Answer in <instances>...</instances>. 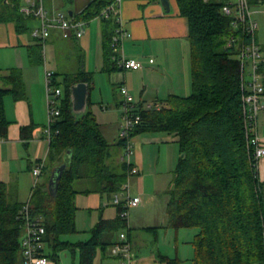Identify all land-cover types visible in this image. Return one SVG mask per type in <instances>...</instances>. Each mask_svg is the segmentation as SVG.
<instances>
[{
    "label": "trees",
    "instance_id": "16d2710c",
    "mask_svg": "<svg viewBox=\"0 0 264 264\" xmlns=\"http://www.w3.org/2000/svg\"><path fill=\"white\" fill-rule=\"evenodd\" d=\"M114 1L92 0L83 12L73 16L91 22ZM176 1L180 15L189 21L192 92L189 96L172 95L160 108L134 106L140 121L120 145L126 147L128 140L143 133H163L177 139L180 156L167 192L168 226L177 230L197 229L192 241L194 264H264V183L255 178L249 160L240 60L243 41L229 46L230 38L241 37V32L233 26V18L222 12L225 0ZM22 2L0 0V22H14L18 32L28 31V23L34 19L22 14ZM115 27L112 17L103 19L108 72L120 69L113 59ZM36 40L29 49L32 64L44 62L45 43ZM22 76L19 68L10 69L4 79L10 88L0 89V140L7 137L10 124L6 96L24 98ZM56 76L59 75H53V82L62 89L61 114L54 126L58 133H54L50 143L49 160L55 167L63 163H68V167L55 197L48 185L34 189L33 213L44 219V241L49 248L45 257L57 263L60 252L70 249L73 264H94L98 251L104 253L111 245L109 237L127 225L119 216L122 207L117 206L116 218L101 219L88 241L72 243L63 239L77 232L78 191L74 184L90 179L101 194H122L132 168L125 159L122 170L114 171L109 162L113 145L101 133L93 113L88 110L78 117L73 111L71 88L84 82L90 90L94 75L82 65L76 74L60 75L61 81ZM23 205L11 195L6 184L0 183V264H23L19 218ZM173 263L178 261H169Z\"/></svg>",
    "mask_w": 264,
    "mask_h": 264
},
{
    "label": "crops",
    "instance_id": "0c3cea01",
    "mask_svg": "<svg viewBox=\"0 0 264 264\" xmlns=\"http://www.w3.org/2000/svg\"><path fill=\"white\" fill-rule=\"evenodd\" d=\"M43 1L51 13L63 12L70 15L72 12V16H76L92 0ZM169 2L168 13L161 0H123L124 26L130 33V37L125 39L124 50L127 58L143 63L140 70L106 71L102 19L89 22L82 38L72 36L65 39L61 31L53 30L45 42L44 62L40 64H32L29 57L30 47L38 42L33 31L39 26V21L32 19L26 32H18L14 22H0V89L10 88L4 79L13 68L22 71L25 87L24 98L16 100L12 95L5 98L6 116L10 124L7 137L0 140V183L6 184L11 195L19 202L25 204L28 197V201H31L34 193L32 171L37 163H44L38 186L49 187L55 168L49 160L50 143L44 136L47 122L44 72L59 75L55 78L61 81L62 75L76 74L83 65L86 72L94 75L86 112L90 110L93 113L101 133L113 145L109 162L116 172L122 170V163L128 159L126 147L120 145L124 114L121 88L128 89L134 106L142 105L144 108L160 105L172 95L191 94L189 21L180 15L176 0ZM66 3L71 4L67 12L62 9ZM26 5L27 1L23 0L21 8ZM46 49L49 50L47 59ZM108 113L113 115L108 116ZM82 115L77 114L78 117ZM258 134L264 139V110L259 114ZM130 145L132 155L128 164L132 169H137L138 173L131 174L127 184L130 195L142 199L140 206L134 208L133 224H129L128 237L133 245V264H169V261H176V257L164 252L159 245L160 230L162 226L169 224L168 211L164 223L160 224L155 219H141V210L145 211L147 208V213L149 205L156 206L158 199L163 196L167 199L165 206H168L167 192L171 182L167 189L161 188L160 178L171 176L172 180L180 156L177 139L163 133H143L132 137ZM160 166L164 170H159ZM260 181L264 183V159L260 164ZM74 186L78 191L75 197L77 225L84 224V229L79 232L84 233L82 235L86 238L75 242L77 243L88 241L91 230L101 219L113 220L118 211L113 203L116 194L97 192L90 179L77 180ZM146 197H149L148 202ZM149 228L157 230H148ZM115 234L111 237L107 235L111 245L102 253L101 264H117L111 253L112 245L119 239V235L117 237ZM149 242L153 251L147 255L145 248Z\"/></svg>",
    "mask_w": 264,
    "mask_h": 264
},
{
    "label": "built area",
    "instance_id": "2783aa9c",
    "mask_svg": "<svg viewBox=\"0 0 264 264\" xmlns=\"http://www.w3.org/2000/svg\"><path fill=\"white\" fill-rule=\"evenodd\" d=\"M27 5L21 8L22 14L26 17H32L39 21V26L34 29L33 36L45 43L51 36L53 30L62 32V36L68 39L72 36L82 38L88 29L89 22L78 20L69 14L63 12L51 13L47 10L43 0H26ZM222 12L226 16L233 18V26L241 32V37H232L229 40V46L241 43L240 60L242 71V87L245 92L243 96L244 121L247 135V144L249 151V160L254 171L256 179L260 180V164L264 159V139L258 134L259 114L264 110V54L257 41L258 24L252 18L250 0H225ZM112 17L116 23L112 35V48L114 52V61L122 70H140L143 63L127 58L124 50V43L130 33L126 30L123 21V0H115L114 3L105 9L96 19ZM153 63V60H151ZM47 83V101H48V123L44 128V136L51 143L54 133V126L60 117V99L62 89L53 82V73H46ZM121 94L124 98V124L121 130V139L126 140L140 117L134 111L132 97L126 87L121 88ZM160 108V105H152L148 108ZM132 155L130 141L126 144V158ZM44 163L36 164L32 171L34 189L38 186L39 178L42 174ZM138 173L137 169H132L131 174ZM261 182V181H260ZM264 195V189H263ZM142 202L141 197H132L130 195L129 184L124 187L122 194L115 195L113 203L115 206H121L122 210L119 216L126 221L127 230L129 227L130 211ZM21 221V250L23 255V264H52L44 256L46 244L44 237L46 227L42 216L33 213L31 201H27L19 212ZM112 258L117 264H133L134 251L133 245L128 237V231H122L111 247Z\"/></svg>",
    "mask_w": 264,
    "mask_h": 264
},
{
    "label": "rangeland",
    "instance_id": "374dc122",
    "mask_svg": "<svg viewBox=\"0 0 264 264\" xmlns=\"http://www.w3.org/2000/svg\"><path fill=\"white\" fill-rule=\"evenodd\" d=\"M71 8V4L66 3L63 11L67 12ZM251 13H252V18L257 22L258 24V32H257V41L260 47L263 49V54H264V0H260L259 3L251 5ZM35 25H38L37 23ZM45 52V50H44ZM49 50L46 49V59L49 56ZM45 54V53H44ZM44 70V69H43ZM44 83H45V88H46V112H47V122L48 123V101H47V83H46V72H44ZM109 115H113L112 113H108ZM124 124V120H123ZM45 125V126H46ZM158 134V133H157ZM159 170H164V167L160 166ZM171 176L163 177L160 178L161 182V188L167 189L169 187V184L171 182ZM30 197H28L29 199ZM26 199V202L28 201ZM148 202L149 197L145 198ZM167 204V199L165 196H163L161 199H158L157 205H149L148 212L147 208H145V211L139 209L142 211L141 214V219L144 218L145 220L151 221V220H158L160 224L164 223V220L167 215V207L165 206ZM135 209H132L130 211V217H129V224H133V212ZM144 212V213H143ZM108 211L106 212V215H108ZM138 216H135V220L137 221ZM80 221V220H79ZM168 224V222H167ZM86 225V224H85ZM130 226V225H129ZM84 224L77 225V232L68 236H65L63 239L70 240L72 242H76L80 239L84 240L86 239L82 235L84 233L79 232L83 230ZM87 227V226H85ZM88 228V227H87ZM122 231H128L127 228L122 229ZM121 231V232H122ZM121 232H117L115 236L118 237ZM198 233L197 229H180L177 230L175 228H171L168 225L162 226L160 230V239H159V245L162 247L164 252H167L170 256H175L178 264H194L193 260L195 257L194 253V247L192 245V241L195 238V235ZM135 237V236H134ZM149 241L151 240V235L148 236ZM46 252L49 251V248L46 247ZM153 251L151 242L148 243L147 247L145 248V253L151 254ZM60 259H59V264H72L74 260V255L73 252L70 249H66L60 252L59 254ZM79 253L76 254V261H78ZM101 259H102V251H98L96 260L94 264H101Z\"/></svg>",
    "mask_w": 264,
    "mask_h": 264
},
{
    "label": "water",
    "instance_id": "95a60500",
    "mask_svg": "<svg viewBox=\"0 0 264 264\" xmlns=\"http://www.w3.org/2000/svg\"><path fill=\"white\" fill-rule=\"evenodd\" d=\"M161 2L166 8V11L169 13L170 12L169 0H161ZM70 15L72 16V12H70ZM71 92H72V106L74 113L76 115L77 114L84 115L88 106V94H89L88 84L84 82L78 83L71 88ZM68 155H69V160H71L72 159L71 152H68ZM67 167H68V163H63L59 166H56L53 170L48 188L50 194L53 195L54 197L58 194L59 183Z\"/></svg>",
    "mask_w": 264,
    "mask_h": 264
}]
</instances>
